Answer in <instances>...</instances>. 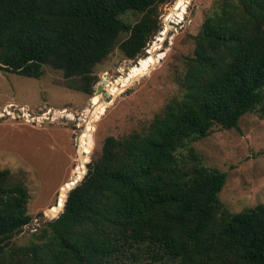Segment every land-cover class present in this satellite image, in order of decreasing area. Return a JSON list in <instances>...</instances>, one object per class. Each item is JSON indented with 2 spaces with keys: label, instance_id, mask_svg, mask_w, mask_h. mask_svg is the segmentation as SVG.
I'll list each match as a JSON object with an SVG mask.
<instances>
[{
  "label": "trees",
  "instance_id": "16d2710c",
  "mask_svg": "<svg viewBox=\"0 0 264 264\" xmlns=\"http://www.w3.org/2000/svg\"><path fill=\"white\" fill-rule=\"evenodd\" d=\"M161 1L0 0V69L40 78L48 65L88 89L115 45L145 53ZM128 11L140 17L126 22ZM192 40L182 93L104 139L29 244L11 241L31 221L28 191L0 169V264H264V206L217 213L226 175L191 145L247 112L264 118V0H214Z\"/></svg>",
  "mask_w": 264,
  "mask_h": 264
},
{
  "label": "rangeland",
  "instance_id": "374dc122",
  "mask_svg": "<svg viewBox=\"0 0 264 264\" xmlns=\"http://www.w3.org/2000/svg\"><path fill=\"white\" fill-rule=\"evenodd\" d=\"M213 1L159 2L160 29L150 37L145 53L137 59L127 58L115 45L93 67L88 89L68 87L62 70L48 65L40 78L0 69V169H10L23 182L32 217L15 232L12 242L30 243L48 220L43 211L46 215L55 212L59 190L78 179L83 166L84 176L100 156L104 139L130 132L182 93L176 72L183 68V57L193 51L192 35ZM175 3L174 16L166 22ZM121 17L134 23L140 14L128 11ZM97 86L102 87L100 93ZM191 145L202 155L205 166L226 175L218 192L217 213L264 206V118L247 112L237 127L216 126Z\"/></svg>",
  "mask_w": 264,
  "mask_h": 264
},
{
  "label": "bare ground",
  "instance_id": "6f19581e",
  "mask_svg": "<svg viewBox=\"0 0 264 264\" xmlns=\"http://www.w3.org/2000/svg\"><path fill=\"white\" fill-rule=\"evenodd\" d=\"M178 7V5H176V3H175V8H170V14L169 15H167L166 16V18H165V21L167 22L171 17H173L174 16V13H175V9ZM101 95V94H100ZM22 107V106H21ZM65 108V107H64ZM67 108V107H66ZM65 108V109H66ZM93 108V107H92ZM16 109V108H15ZM14 109V110H15ZM23 109H24V107H23ZM58 109V108H57ZM25 110V109H24ZM89 111V110H88ZM50 112H51V109H50ZM11 113H13L12 111L10 112L9 111V114H11ZM18 113V112H17ZM20 113V112H19ZM48 113V112H47ZM66 113H69L68 111L66 112ZM2 113L0 112V115H1ZM27 114V113H26ZM41 114V113H40ZM70 114V113H69ZM80 114V113H79ZM55 115V114H54ZM60 115V114H59ZM45 115L43 114V116L42 117H44ZM57 116V115H56ZM65 116V115H64ZM68 116V115H67ZM80 116V115H79ZM13 117V116H12ZM55 117V116H54ZM34 118V117H33ZM45 118V117H44ZM78 118V117H77ZM54 119V118H53ZM38 120H40V119H38ZM83 120V119H82ZM29 122V121H28ZM39 124V123H38ZM49 215V214H48Z\"/></svg>",
  "mask_w": 264,
  "mask_h": 264
},
{
  "label": "water",
  "instance_id": "95a60500",
  "mask_svg": "<svg viewBox=\"0 0 264 264\" xmlns=\"http://www.w3.org/2000/svg\"><path fill=\"white\" fill-rule=\"evenodd\" d=\"M101 91H102V87L101 86H97V92L100 93Z\"/></svg>",
  "mask_w": 264,
  "mask_h": 264
},
{
  "label": "built area",
  "instance_id": "2783aa9c",
  "mask_svg": "<svg viewBox=\"0 0 264 264\" xmlns=\"http://www.w3.org/2000/svg\"><path fill=\"white\" fill-rule=\"evenodd\" d=\"M47 217V216H46Z\"/></svg>",
  "mask_w": 264,
  "mask_h": 264
}]
</instances>
